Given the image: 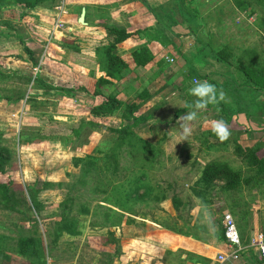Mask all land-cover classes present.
Listing matches in <instances>:
<instances>
[{
	"label": "rangeland",
	"instance_id": "obj_1",
	"mask_svg": "<svg viewBox=\"0 0 264 264\" xmlns=\"http://www.w3.org/2000/svg\"><path fill=\"white\" fill-rule=\"evenodd\" d=\"M194 1L190 25L178 24L174 18L158 38L151 31L143 32L154 41L158 56L154 64L126 70L125 78H111L112 83L106 86V93H116L139 105L142 114L153 112L155 116L130 127V138L119 144L113 129L131 124L127 114L94 116L81 106L90 100L85 92L63 89L75 86L76 75L105 74L107 47L113 41L107 36V26L136 25L126 21L125 15L107 16L97 4L88 6L91 14L93 11L98 16L96 24H82L80 7L87 5L81 0H37L35 5L0 0V145L13 152L5 170L15 179L12 200L17 208L9 207L0 196V264H29L19 253L21 231L42 237L46 264H108L110 255L112 264H141L145 257L149 264H156L158 255L151 252L167 246L172 232L180 234L179 229L189 228L192 233L216 235L225 227L228 214L241 226L236 213L244 216L242 209L250 212L249 205L243 200L231 205L223 189L225 179L216 180L206 190L196 183L200 167L208 162L231 163L241 169L247 168V161L225 151L228 148L224 146L234 144L221 141L212 125L193 122L191 134L185 138L181 128L170 131L166 122L188 100L195 99L188 95V89L196 77L192 80L184 75L190 64L199 66L198 80L215 85L223 78L213 71L234 74L237 66L251 62L254 53L264 65V0ZM238 1L245 4L240 6ZM11 9L19 12L13 13L19 18L7 14ZM91 14L87 12L86 21ZM233 17L235 23L229 22ZM128 42L118 44L115 52L129 58ZM205 44L213 53L223 52L230 62L207 57V64H197L196 47L206 49ZM162 61L161 67H156ZM42 81L58 87L48 88ZM229 90L224 91L227 105L230 101L237 107L231 94L234 90ZM242 92L253 97L246 89ZM245 118L246 129H255L254 120ZM82 119L86 122L81 136L68 141L70 125L78 126ZM217 120H226V116ZM235 133L229 137L238 140ZM255 136L247 137L243 144L258 147ZM106 147L115 152L112 155L117 163L101 156L93 166L87 165L86 155ZM76 157L82 159L76 163ZM29 186L40 190L41 213L33 204ZM147 187L154 189L156 200L150 195L139 197ZM134 190L136 200H127L126 192ZM82 204L88 213L81 210ZM59 212L75 220L77 232H64L54 243ZM22 221L25 227L19 225ZM112 239L118 248L115 256Z\"/></svg>",
	"mask_w": 264,
	"mask_h": 264
},
{
	"label": "trees",
	"instance_id": "obj_2",
	"mask_svg": "<svg viewBox=\"0 0 264 264\" xmlns=\"http://www.w3.org/2000/svg\"><path fill=\"white\" fill-rule=\"evenodd\" d=\"M37 1V0H36ZM35 2H31V0H19L20 3H23L24 5H35ZM176 1L178 8L180 10V13L182 15V18L187 21L190 25L193 21L192 19V7L195 6L194 0H174ZM239 5L245 4L243 1H238ZM238 5V6H239ZM239 6V7H240ZM243 7H247L243 6ZM189 8L190 11L187 9ZM155 17L157 18L158 24L162 25V21L160 20L159 16L152 11ZM17 12L14 9L9 10L7 14H9L12 17L19 18L17 15L13 14ZM164 19L170 21L169 19L173 20L174 16H169L166 14V16L163 17ZM186 22V23H187ZM107 30V36L111 37L113 39L110 40V44L107 47V53H108V63L105 68L106 76H97L94 74L88 75V77L83 78L81 75H76L75 77V86L72 88L63 89L65 92H72L74 90L76 91H82L88 93L92 98L90 100L84 101L81 106L82 108H86L89 110L91 114L94 116H112V115H126L127 120H132L131 124H127L121 128H114L113 131L118 133V137L120 139L119 144H121L123 141H125V138L128 137L129 134L132 133V130L130 127L132 126H139L141 122L146 121L147 119L154 118L153 112H148L146 114H142L139 109V105L137 106L133 102H127L124 98H120L116 95V93H106V86L112 83L111 78L122 80L126 77L125 71L126 70H134V69H141L146 68L149 64L153 62V64L156 62L157 57L152 54L148 46H141L137 49H134L130 53V57H124L120 55L119 53L115 52L116 46L123 41H125L128 38H133L136 40H140L142 38V30H136V31H128L126 28L118 27L115 25H109L106 27ZM179 49L180 46L176 45ZM203 46H198L197 48V54L194 57V60L197 64L203 65L208 63L207 57L215 58L222 63L224 62H230L227 60V57L223 55V52H216L213 53L211 50H209V45L205 44ZM257 54L254 53V55L251 56V62L246 64H240L236 68V72L234 74L227 73L226 78L223 79V83H219L218 87H225L227 86V90L230 89L229 84L236 88H231L229 91L234 90V93H231L234 96L235 102L239 105V111L236 113H244L247 117L252 118L253 120L257 121H264V65L262 64L261 60L259 58H256ZM242 62V61H241ZM163 63H156V67H161V64ZM248 65V66H247ZM188 74H184L187 79L196 77L199 79V71L200 68H198L196 65H189ZM204 79V78H203ZM240 79V80H239ZM170 81V80H169ZM168 81V82H169ZM45 86L48 88H57V85L49 84L45 81H42ZM180 87V86H178ZM186 88V86H185ZM219 89V88H218ZM247 91V93L252 92L253 97L249 98L243 94V90ZM147 94H149L148 90H145ZM150 96V94H149ZM193 101V100H192ZM192 101H187L186 104H191ZM138 108V110H137ZM192 109L180 107L175 111L174 118L166 122V128L168 130L176 131L178 128H180V124L177 123V120L179 117H182L186 112L190 111ZM218 115L226 116L228 120H231L233 115L228 109L227 102H221L217 105H209L206 110H201L198 112L196 120L193 122H204L209 119H213ZM45 118V117H43ZM85 119H82V123L80 125H70L71 127L70 132L67 134V140L73 141L74 139H78L82 134V127L85 123ZM251 129V128H250ZM167 130V131H168ZM56 131L52 130L51 132ZM248 133L251 131L247 129ZM56 133H59L56 131ZM131 136V135H130ZM162 140V138L160 139ZM263 141V142H262ZM262 144L258 147L249 146L248 144H243L240 142H237L235 145V151L238 153V155L242 156L244 160L247 161L248 164V170L250 172L254 173L253 175L248 176L245 181L247 183H253L257 181L258 183L264 181V156H259L258 152L263 148L264 149V140H262ZM105 152V153H104ZM12 150L7 147L0 145V196L2 200L9 205V207L13 209H17L13 204V191L12 187L15 184V179L10 175V173L5 170V164H7L8 161L12 158ZM112 153H115L111 148H99L98 151L88 154L85 156L84 160L87 163V165L93 166L98 160H101V156H105L109 159H113L115 163H117V158L112 155ZM82 158H74L75 162L78 163V160ZM96 167V166H95ZM2 176H6L7 180L3 179ZM2 178V179H1ZM218 179H225V186H223V189L226 190L230 187L237 186L240 181H243V176L241 171H236L231 168L222 166L218 162H210L205 166L202 175L197 180V185L200 186L202 190L210 189L214 182ZM29 193L32 198L33 204L36 207V210L41 213V209L43 208L42 202L39 199V192L40 190L36 186H29ZM137 190H134L132 192H126L127 200L137 198ZM154 189L152 187H147L145 192L142 194V196L139 197H147L156 196L157 194H153ZM152 198V197H151ZM157 197L154 198L156 200ZM161 201V200H157ZM130 204V202L128 203ZM82 211L85 213H88L89 210L86 208V205L82 204ZM60 215L57 231L55 232V239L52 240L54 243H57L59 238L62 236L64 232L68 233H76L77 232V223L74 219H68L67 217L63 216L62 212L58 213ZM56 214V215H58ZM56 220V222L58 221ZM21 227L26 226V222L22 221L19 224ZM198 230V228H196ZM182 234H192L189 228H186L183 230L182 228L179 229ZM108 236H112L111 232H107ZM138 235V234H137ZM198 237V235H195ZM218 242H221L225 245V248L227 247V241L225 236V227L218 230V234H216ZM115 240V239H114ZM112 239L113 247H115V242ZM105 247V246H104ZM18 248L19 253L21 254V257L28 260L29 264H46L45 258H44V242L42 237L36 236L32 232H20V236L18 239ZM117 252H114V256L118 253V248H114ZM192 256H189L187 258H182L181 256L178 258L179 262L184 264L186 263ZM108 264H112V256H108L107 258Z\"/></svg>",
	"mask_w": 264,
	"mask_h": 264
},
{
	"label": "crops",
	"instance_id": "obj_3",
	"mask_svg": "<svg viewBox=\"0 0 264 264\" xmlns=\"http://www.w3.org/2000/svg\"><path fill=\"white\" fill-rule=\"evenodd\" d=\"M81 2L86 3L87 6L80 7V12H79L80 14L83 8L86 9V15H87V12H88V15L89 13L91 14L90 8L88 6L92 5V7H94L97 4L96 5L97 7L102 8L100 12L106 14L107 16L111 15V16L121 17L125 15L126 18L125 16L123 18H125L126 21H128L132 25H136V28H131L130 26H126V27L124 26L128 31L142 30V38H140V40L128 38L125 41H123V42L130 41L128 42V43H131L130 44L131 46L129 48V53H131L134 49H137L141 46H148L152 54L153 55L155 54V56H157V52H155L153 48L154 41L153 42L150 41V39L147 38V36H145L143 32L147 33L148 31H151L153 32V34L157 35V38L158 36H161L162 28L163 27L165 28L167 25H170L167 22V20L163 18L164 16H166V14L169 16V18H171V16H174V18L177 19L176 22L178 24L187 22L182 18L178 5L176 1L174 0H81ZM120 9L121 11H123L121 12L122 14L119 13ZM67 11H69V9ZM152 11H154L159 16V18H161L160 20L163 23L162 25L158 24L157 18L155 17ZM94 13L95 12L92 11V14L90 16L91 18L88 19V21H86L87 22L86 24L89 26L96 24V21H97L96 19L98 16H94L95 15ZM132 16H135V18L133 19L134 21L132 20ZM141 16L142 18H140ZM178 17H180V19ZM123 18H121V20ZM233 18L234 20L230 18L229 22L235 23V17ZM113 20L114 18H111V21ZM186 24L188 25L189 23L187 22ZM228 26L230 27L229 24ZM172 27L175 28V26H172ZM158 43L160 44L161 41L159 40ZM178 43H181V42H178ZM196 48H198V46ZM213 73L220 75L221 78L223 79L226 78L225 77L226 74H223L221 71H219V73L213 71ZM90 74H94V72ZM103 76H106V73L103 74ZM220 83H223V80ZM218 84L216 83V87L217 89L218 88L220 89V87H218ZM227 88H228L227 86L221 87L223 91H226ZM84 95H86L87 98L89 97V99L92 98L86 92L84 93ZM230 103L231 102L229 101L228 109L233 115V117L231 120H228L226 117V120H223V121L226 124L229 133L236 132L235 134H238L239 136H238V140H236V138H230L228 136V139L225 140L226 143H230L234 145L224 146V147L228 148V149H225L227 153L232 154L233 156H236V158H240L242 156L238 155V153L235 151V143L246 142L244 140H246L247 137L248 138L254 137L256 134L255 138L256 137L257 138L254 139V142H257L258 146L261 145L263 142L262 140L264 139V132H263L264 128L262 129L264 121L254 120L253 128L255 129H252L251 133L250 132L248 133L247 129H250V128L246 129V126L248 125L247 120L245 118L246 114L236 113L237 111L235 110H238V112H240L239 105L237 104V107H236L234 106L235 103H231V105ZM232 108L235 109L233 112H232ZM220 116L222 115L216 116L215 118H213L214 120L209 119V120L204 121L206 127H207V124L208 126L212 125L213 122L216 121V119H218ZM231 130L232 132H230ZM241 132H244L245 134H243L242 136ZM243 137H246V138H243ZM258 154L261 157L264 156V149L262 148L258 152ZM209 163L210 162L200 167V170L198 173L199 178L202 175L205 166H207V164ZM221 165L231 168L233 170L242 172V176L244 180L240 181V183L237 186L230 187L226 189L225 191L228 192L229 200L233 207L238 201L240 202L241 200H243L246 202V205H249V210H250V212H248V211H245V209H242V213H245L244 216L236 213L237 221L241 225L239 227V225L237 224L239 233H240L241 242L243 245V249L240 251L239 259L235 261H227L224 263L219 262L217 259L218 255L220 253H225L228 250H230V246L228 245V242H227L226 245L228 249L225 248V245L221 242H218L216 235H214L213 233L207 232V234H205V233H197V232L192 233L191 232L192 234H185V233L178 234V233L172 232V234H170L171 237L167 239V241H170L167 244V246H163V247L160 246L159 250L158 249L156 250L157 252L156 251L151 252V253L156 254V255L153 254L154 256L158 255V261L156 264H182L179 262L178 258L180 256L182 258H187L188 255L192 256V258H190L184 264H264V256L261 254L260 249L258 247L251 245V239L253 237L257 236L260 233H262L264 236V181L260 183H258L257 181L253 183H247L245 179L248 176L254 174L250 172V170H248V166L247 168L242 166L241 169L240 168L236 169L235 167H233L234 165H231V163H228V164L221 163ZM223 186H225V182L223 183ZM236 191H238L237 197L235 195ZM193 192H195V190ZM246 205L243 204L242 206L244 207ZM196 234L198 235V237L195 236ZM146 252L150 254L149 251H146ZM141 264H149L148 258L145 257V260H143Z\"/></svg>",
	"mask_w": 264,
	"mask_h": 264
},
{
	"label": "clouds",
	"instance_id": "obj_4",
	"mask_svg": "<svg viewBox=\"0 0 264 264\" xmlns=\"http://www.w3.org/2000/svg\"><path fill=\"white\" fill-rule=\"evenodd\" d=\"M188 95L195 99L191 104H185L184 107L192 110L186 112L177 120L185 138L191 134L192 129L190 124L192 121L196 120L199 111L206 110L209 105H217L226 101V93L222 89L218 90L215 84L207 80L201 81L194 79L192 81V86L188 89ZM212 130L218 135L221 141L228 139L230 135L223 120L214 121Z\"/></svg>",
	"mask_w": 264,
	"mask_h": 264
},
{
	"label": "built area",
	"instance_id": "obj_5",
	"mask_svg": "<svg viewBox=\"0 0 264 264\" xmlns=\"http://www.w3.org/2000/svg\"><path fill=\"white\" fill-rule=\"evenodd\" d=\"M194 79L198 80V78ZM225 236L226 241L230 246V250L218 255L217 259L221 263L238 260L240 257V251L243 249L237 223L234 217L230 214L225 217ZM251 245L258 247L261 254L264 256V236L262 233L251 239Z\"/></svg>",
	"mask_w": 264,
	"mask_h": 264
},
{
	"label": "water",
	"instance_id": "obj_6",
	"mask_svg": "<svg viewBox=\"0 0 264 264\" xmlns=\"http://www.w3.org/2000/svg\"><path fill=\"white\" fill-rule=\"evenodd\" d=\"M85 18H86V9L83 8L82 12L80 14V17H79V22L82 24H86L87 22H86Z\"/></svg>",
	"mask_w": 264,
	"mask_h": 264
}]
</instances>
